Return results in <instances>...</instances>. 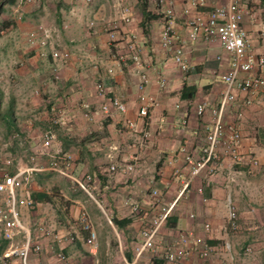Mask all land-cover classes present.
I'll return each mask as SVG.
<instances>
[{"label":"crops","instance_id":"obj_1","mask_svg":"<svg viewBox=\"0 0 264 264\" xmlns=\"http://www.w3.org/2000/svg\"><path fill=\"white\" fill-rule=\"evenodd\" d=\"M190 1L162 0V4L159 5L147 0V6L142 12L139 10L137 0L127 1L132 12V23L124 28L139 38L140 59L148 77L143 94L147 100L155 103V106L149 108L145 118L138 115L141 102L137 91L139 82L137 69L130 64L117 66L113 60L115 49L109 44L102 25V20L112 15L110 6L76 0L70 5V16L64 17L60 26L59 47L68 51L71 56L69 62L59 68L51 64L49 72L59 82L51 86L45 84L44 87V91L53 94L51 109L56 110L55 114L58 113L54 121L52 120L58 125L53 132L55 139L53 152L60 157L72 156V159L77 161L69 164L68 176L72 179L79 178L84 168L81 163L88 167L93 177L92 189L100 197L96 203L102 204L101 210L108 206L112 216L107 212L106 214L110 215L111 220L129 221L124 228L115 226L122 232L124 239L125 235H128V227L136 226L141 215L150 218L157 213L155 208H151L149 195L152 190L158 191L159 198L164 204L176 201L173 212L161 227L162 232L166 231V235H177L175 239L186 232L196 235L200 228L197 223L200 220L214 223L213 207L216 205L217 196L220 195V186L223 184V188L229 187L231 178L237 184V174H246L248 170L254 169L250 165H243L242 161L234 162L225 153L221 143L217 148L220 161L215 165L221 174L228 171L226 176L218 174L205 180L203 170L191 178L192 165L185 161V157H191L193 163L200 159L207 130L213 127L218 112L219 96L223 89L219 77L226 74L231 57L216 42L207 44L201 40L192 43L188 41L185 23L197 13L206 15L214 5L224 6L230 1L239 3L241 0H205L206 5L198 9L189 7ZM167 9H172L175 13L173 31L184 52V60L188 66L186 72L180 71L171 62V54L161 45L163 12ZM187 9L188 13H185ZM246 18L244 16L243 26L249 39L251 23ZM90 21L95 23V27L89 30L87 24ZM55 42L58 44L57 40ZM46 60L50 62V59ZM109 68L113 69L112 74L107 73ZM98 83L105 86L106 97L117 96L121 99L126 107L124 114L114 109H110L108 114L101 112L105 100L96 94L95 87ZM200 105L205 107L202 116L196 114V109ZM254 112H256L254 107L248 108L245 122L238 123L241 134L238 153L242 160L245 157L256 156L260 166L264 164V149L251 131L249 132L252 124L250 122L255 120ZM182 117L187 121L185 129H180L178 124ZM229 118L226 108L221 117L225 138L231 127ZM131 123L135 129L129 127ZM235 125L237 126L236 123ZM75 140H83L84 143L75 146L73 144ZM82 156L85 158L79 160ZM114 164L132 165L133 169L127 172H112L110 167ZM49 173L44 171L33 177L42 179ZM152 178L154 180L151 181ZM44 194L47 193L37 194L31 191L30 194L26 193V196L36 206V210L30 213H36L40 219V226L49 232L48 238L44 241L48 240L50 247L62 236L60 232L50 231V227L55 228L59 223L52 219L53 215L47 211L46 205L50 203V199ZM38 197H41V200H38ZM96 208L98 209L94 206L88 207V215L92 216L90 220L92 219L91 222L94 223L96 213H99ZM134 209L136 213H132ZM28 210L21 209V216H26L24 221L28 217ZM191 214L195 216V220L189 218ZM38 236L44 235L38 233ZM138 239L141 243L140 231ZM1 242L4 244L5 241ZM140 243L132 247L131 251L121 254L123 263L134 262L135 248ZM64 244L60 239V243L54 247L63 248ZM81 246L85 248L83 243ZM118 247L121 249L122 244L119 243ZM124 248L127 249V245H124ZM64 250V253H69L68 251L74 249L69 246ZM85 250L87 252L86 248ZM44 252V256L38 260L44 264H52V255L48 247ZM0 264L10 263L9 260H5L0 261Z\"/></svg>","mask_w":264,"mask_h":264},{"label":"rangeland","instance_id":"obj_2","mask_svg":"<svg viewBox=\"0 0 264 264\" xmlns=\"http://www.w3.org/2000/svg\"><path fill=\"white\" fill-rule=\"evenodd\" d=\"M74 1L76 0H0V123L2 124L0 125V172L11 173L17 167L34 164L46 167L51 162L49 155L54 154L55 139L47 150L42 148L41 141L48 130L56 131L58 125L53 121L58 113L55 114L56 110L51 109L53 94L44 91V87L45 84L54 85L59 80L49 72L52 62L39 56L38 43L29 44L27 39L29 33L38 32L42 28L47 30L52 39L57 40L60 45L58 41L59 36L61 37L60 26L64 17L70 16V5ZM124 1L131 2L132 0ZM137 1L139 10L142 12L147 6V0ZM92 2L108 4L111 9L112 0H92L90 3ZM238 4L244 8L243 18L247 17L246 19L251 23L249 32L251 38L248 39L251 41L249 42L251 51L257 55L264 54V0H241ZM243 25L244 20L241 23L244 28ZM229 70L230 67L226 73ZM222 76L223 74L219 77L221 83ZM245 76L240 74L239 80ZM223 90L224 86L222 92ZM236 98L237 105L229 104L224 108V110L228 108L229 119L232 123L230 126L236 123L238 127L240 121L244 123L247 109L254 107L256 112H254L253 119L255 120L250 122L252 124L249 132L251 131L250 133L257 138L264 149V94L250 96L251 103L244 107L239 105L248 97L244 93L237 92ZM220 101L221 94L219 103ZM238 107L242 109L240 121L235 120ZM82 143H84L83 140L73 142L75 146ZM252 156L245 157L242 160L243 165L247 166L249 160L256 159V156ZM65 158L69 164L77 162L72 159V156ZM81 158L85 157L82 156L79 160ZM256 160L257 166L248 170L249 174H237V184L232 182L227 188H223V184L220 186V195L217 196L216 205L213 207L215 210L214 223L203 220L197 223L200 228L196 235L209 248L205 264H224L229 257L231 264H264V164L258 166V159ZM58 161L60 163V160ZM81 164L84 168L76 180L69 177V166H63L65 175L50 172L42 179L33 177L28 193L30 194L31 191L37 194L47 193L44 194L50 199V203L46 205L47 211L53 215L52 219L59 223L55 225V228L50 227V231L60 232L61 241L65 244L59 249L54 247L56 242L49 247L48 240L44 241L48 236H38L39 216L36 213H30L36 210L34 205L32 210H28L26 221H24L26 216H21L24 226L30 230L31 245L41 247L40 253L37 255L32 253L30 257L33 258L30 259V263L44 264L38 259L44 256L45 248L48 247L52 255V264H59L57 254L60 250L63 252L65 248L68 249L71 246L74 250L68 251L69 253L63 252L68 257V264H92L93 259L81 246L85 234L79 231L72 232L77 229L75 220L77 215L83 210L89 213L88 207L92 206L98 207L96 209L99 211L94 218L96 222L92 221L99 245L98 264H127L123 263L121 254H125L128 250L131 251L132 247L140 243L138 239V232L141 230L140 220H137L136 226L128 227V235H125L124 239L122 232L118 231L111 221L110 215L112 214L108 206L101 210L102 204L96 203L100 197L92 189L93 181L89 187L85 186L84 177L91 176V172L85 164ZM59 165L61 166V163ZM215 166L217 169V165ZM227 173L228 171L221 174L216 170L214 174H209L205 171L204 179L218 174L225 177ZM228 198L236 209L238 229L224 232L223 226L227 215L225 204ZM106 212L110 215L107 216ZM150 218L146 217V219ZM204 223L210 224L208 232L204 231ZM176 236L166 235V231L162 232L161 228L157 240L159 248L154 252H144L135 264H166L163 259V247L173 241ZM1 241L0 239V243ZM119 243L122 244L121 249L118 247ZM124 245L128 248H124ZM226 245L229 246V251L226 250ZM198 261L199 257L193 255L185 264H196ZM9 263L21 264V261L14 258L9 260Z\"/></svg>","mask_w":264,"mask_h":264},{"label":"built area","instance_id":"obj_3","mask_svg":"<svg viewBox=\"0 0 264 264\" xmlns=\"http://www.w3.org/2000/svg\"><path fill=\"white\" fill-rule=\"evenodd\" d=\"M28 1V0H27ZM90 3L92 0H86ZM156 4H162V0H152ZM216 1V0H213ZM205 0H191L189 7L198 9L204 7ZM111 17L102 20V25L110 45H113L115 51L113 60L118 67L132 65L137 69L136 75L139 79L137 91L139 92V101L141 107L138 115L140 118H145L148 115L150 107L155 106L152 100H147L143 92L148 84V77L143 70V65L140 59L139 38L136 34L125 29L132 23V12L129 4L124 0H112ZM164 14V27L161 32V45L164 50L168 51L171 62L182 72L188 70L186 61L184 60V52L179 44L178 37L173 31L175 23V13L172 9H167ZM188 13V9L185 10ZM244 8L235 1H230L224 6L214 5L210 8L206 15L197 13L190 17L186 23L188 41L196 42L198 40L204 43L216 42L221 49L230 55L231 63L230 70L221 77L224 90L221 94L216 120L213 127L207 130L205 142L201 148V156L198 161L193 163L191 157L186 156L185 161L192 165L191 178L197 176L201 171L205 170L209 174L216 172L215 163L218 161L217 148L222 143L225 153L232 158L236 163L242 161L239 155V147L241 142V134L238 127L234 124L230 127L228 136L225 138L224 129L221 123V116L224 108L229 105H237L236 93H244L248 99H245L239 106H247L251 103L250 96L264 94V54H255L251 51L247 32L241 26L243 20ZM95 23L90 21L87 28L93 29ZM40 31V32H39ZM39 32V33H38ZM37 31H32L28 35V43H38L41 58L50 59L55 68L65 65L70 60V53L62 48L52 39L47 30L40 28ZM108 74L113 73V69L107 70ZM246 75L239 80V75ZM97 96L104 99L101 106V112L108 114L110 109H114L120 114L126 112V107L121 99L117 96L106 97L107 90L102 83L96 84ZM205 107L200 105L196 109V114L202 116ZM242 119V109H236L235 120ZM180 129H185L187 121L182 117L179 122ZM131 129H135L133 123L129 124ZM54 140V134L48 130L42 137L41 146L48 149ZM51 162L49 166H20L14 172H0V239L7 243L6 248L0 255V261L11 260L17 258L21 264H39L38 262L30 263L32 253L37 255L41 252L39 245L32 246L30 230L24 226L21 220V209H32L34 202L26 196L28 187L33 180L35 174L48 171L51 173L65 175L64 167L69 166V162L65 157L60 158L57 153L49 155ZM61 166L59 165V161ZM250 167L257 166V160H249ZM133 169L132 165L114 164L110 167L112 172H127ZM154 178L151 179V181ZM93 181L92 177L86 175L84 184L89 187ZM233 182V178L229 183ZM228 183V184H229ZM151 208H155L156 214L150 219L141 216V243L135 248L134 264L141 255L146 251L154 252L158 247V234L161 227L167 222L171 213L175 208V202L164 204L159 198L157 190H152ZM227 215L223 231H236L238 229L236 209L228 198L225 204ZM136 211V209H134ZM192 220L194 215H189ZM77 231L85 234L83 244L87 249L88 254L93 258L92 264H98L96 254L98 251L97 233L93 227L90 217L86 211H81L76 219ZM210 225H204V231L208 232ZM37 231L42 236L49 235V232L44 227H38ZM61 239V238H60ZM60 239H56V243H60ZM226 250L229 251V246L226 245ZM193 255L199 257L196 264H205V260L209 255V248L203 240L194 235L192 232L180 234L176 239L167 243L163 247V259L166 264H185ZM59 264H68V257L60 250L57 254ZM224 264H231V258L225 260Z\"/></svg>","mask_w":264,"mask_h":264},{"label":"trees","instance_id":"obj_4","mask_svg":"<svg viewBox=\"0 0 264 264\" xmlns=\"http://www.w3.org/2000/svg\"><path fill=\"white\" fill-rule=\"evenodd\" d=\"M45 198H47V197H45ZM37 199L41 200V197H38ZM111 221L118 228H124L129 223V221L126 219H124V220L112 219ZM5 247H6V242H4V244L2 243V246L0 247V254L4 251Z\"/></svg>","mask_w":264,"mask_h":264}]
</instances>
